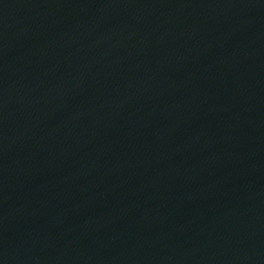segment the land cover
Returning a JSON list of instances; mask_svg holds the SVG:
<instances>
[{
	"label": "water",
	"instance_id": "obj_1",
	"mask_svg": "<svg viewBox=\"0 0 264 264\" xmlns=\"http://www.w3.org/2000/svg\"><path fill=\"white\" fill-rule=\"evenodd\" d=\"M0 264H264V0H0Z\"/></svg>",
	"mask_w": 264,
	"mask_h": 264
}]
</instances>
